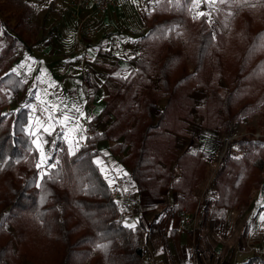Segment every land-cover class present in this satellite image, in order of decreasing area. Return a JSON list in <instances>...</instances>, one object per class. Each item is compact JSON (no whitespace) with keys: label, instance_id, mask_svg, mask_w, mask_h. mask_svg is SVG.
Returning a JSON list of instances; mask_svg holds the SVG:
<instances>
[{"label":"trees","instance_id":"trees-1","mask_svg":"<svg viewBox=\"0 0 264 264\" xmlns=\"http://www.w3.org/2000/svg\"><path fill=\"white\" fill-rule=\"evenodd\" d=\"M250 2L257 5L239 19L234 17L236 4H223L217 14L223 32L216 34L205 16L191 21L190 0H179V6L160 0L146 14L148 31L140 38L143 54L136 60L129 91H111L104 98L103 119L114 117L110 126L102 132L91 127L93 133L74 154L68 153L64 141L58 163L42 175L36 167L40 154L28 131L27 108L4 112L10 102L5 87L27 101L33 99L28 84L9 70L6 61L20 38L5 33L8 43L0 50V264H22L25 257L39 264H142L145 249L134 229L123 222L111 185L94 161L97 143L103 140L115 142L112 153L124 155L121 162L130 168L131 182L139 192L159 199L162 187L180 191L174 210L185 206L208 217L213 204L240 208L251 203L253 191L264 183V138L238 141L243 155L234 152V141L229 143L215 175L217 199L196 210L193 189L205 176V161L200 151L177 156L174 135L188 132L193 110L202 117L203 127L228 131L232 120L252 115L264 99V47L260 46L264 42L257 39L264 34V0ZM29 14L24 9L10 26L12 31L23 27ZM179 25L182 37L174 32ZM158 64L159 85L168 101L155 118L157 97L146 92L154 86ZM221 80L230 87L226 96L221 93ZM257 86L261 89L253 94ZM198 89L208 93L202 106L191 96ZM172 161L183 170L174 182ZM30 222L37 223L46 241L40 256H33L28 246ZM138 223L148 234L141 216ZM7 224L14 231L7 230ZM98 244L106 249H98ZM242 264H264V258L254 254Z\"/></svg>","mask_w":264,"mask_h":264},{"label":"rangeland","instance_id":"rangeland-1","mask_svg":"<svg viewBox=\"0 0 264 264\" xmlns=\"http://www.w3.org/2000/svg\"><path fill=\"white\" fill-rule=\"evenodd\" d=\"M159 0H145L144 2L138 3L137 0H123L124 5L127 7L128 11L133 15V18L136 17L137 13L140 11L141 19H145L144 15L147 12H150L154 9V7L157 5ZM3 5H5L3 7ZM250 5H257V2H250L249 5L245 6H237L235 9V16H238V19L242 16V14L245 11L251 10L253 7ZM223 6V4L216 3L214 8L209 7V5L201 2L200 6L198 8H193L191 10L192 19L191 21H195L194 16H197L198 12H205V13H211L210 17L205 16L206 20L210 24V26L214 29L216 34H219L220 32H223L222 25L218 21V11ZM69 6V0H0V50L5 47L8 43V39L5 35L7 32H12L15 36H18V33L16 31H12L10 22H16L17 17L24 9H29L31 11V14L25 19V26L24 30L28 32L29 37L32 40H34V44L41 41L44 42L45 39L49 36H54L55 28L57 22H61L66 19L68 16V9ZM32 9H37L35 11H32ZM210 21V22H209ZM195 22H190V24ZM93 26V25H92ZM231 25H228L227 32L229 31ZM181 26L175 27V34L178 37H182ZM65 38V36H64ZM67 40V38H65ZM26 40L20 38V42L18 46L14 49V54L9 57L6 61L9 65V70L13 71L14 67H12V61L16 62L18 58L22 57V54H24V59L28 60L29 55L31 57H36V55L33 52H28L25 49L26 46ZM91 45L89 44L88 47ZM32 47V46H31ZM143 53V47L141 44H138V52L135 57H133L132 60L128 63L127 68L126 67V75H116L117 69H118V63L116 60L113 59H100L99 64L103 66V69H100V80H102V83L106 85V89L108 88V92L111 91L119 92L122 91H129V85L133 83V76L135 74L136 70V60L141 56ZM140 54V55H139ZM35 55V56H34ZM87 54L82 55V59L80 60L79 57L74 56L72 54V57L75 58L74 66H76L79 70L83 72V75H80V80L82 81V84H85L86 86H92L93 82L90 77L91 70L88 69L86 64L91 61V57L88 56V59L86 62H83V57ZM44 58V57H43ZM71 59L69 58L68 61ZM161 60V56L158 59V61ZM42 65V61L40 63ZM188 66L190 67V71H192L193 65L191 64V61L188 60ZM213 65H211V68ZM162 69L161 65L158 64V75L153 78L154 86L149 89L146 93L152 92L157 97V102L159 104L158 109H153L152 113L153 116L156 118L157 114L166 106L168 97L164 96V91L161 89L159 85V72ZM15 70L16 67H15ZM178 71H181V68H178ZM16 72L17 71H13ZM177 74V73H176ZM20 75V74H19ZM36 75V74H35ZM34 75V78L37 76ZM179 75V74H178ZM21 78L24 77L27 79L28 75H20ZM86 77V78H85ZM125 77H127L125 79ZM115 78V79H114ZM84 79V80H82ZM86 79V81H85ZM25 81V80H24ZM95 82V79H94ZM220 85L222 87L221 93L223 96H226L230 92V87L228 84L221 80ZM6 91V94L8 98H10V102L5 107L4 112H8V108H11L12 112H15L17 108L20 106H23L26 104V100L23 96H15V94L12 92V90L8 88H4ZM261 89L260 86H257L253 94H256ZM32 96V94H31ZM36 94H34L33 98ZM197 106H202L206 98L208 96V93L204 89H198L191 95ZM20 98H23L20 100ZM243 103V102H242ZM64 108H67L64 106ZM62 111V118H64L63 109H60ZM66 111V110H65ZM194 119L192 121H189V126L187 128V133L185 135L180 134H174L175 135V152L177 156H181L186 151H183L185 149V145L181 146V148H178L177 144V138L178 136H190L192 137L191 140L194 141V143H198L200 134L202 133H209L211 137V141L209 142L208 146H212L216 148L215 152L213 153L212 161L210 163V169L207 171V160L205 161V176L204 178L198 183V185L194 188L195 189V195H194V189H193V195L196 199L197 207L200 205L204 207L208 202L211 201L215 202L218 196V190H216L215 186V175L217 171V166L220 164L224 158V155L226 153V149L229 145V143L234 141L233 150L234 152L241 151L242 147L240 144H238V141H240L243 138H264V99L259 103V106L254 110L252 115H246L241 120H232L230 122V125L227 130H211L207 129L202 126V117L197 113L196 110H193ZM61 118V122H62ZM154 120L156 121V119ZM91 120L89 117H87L83 121V130L81 136L89 135L88 133H91V127L93 128L92 123L90 124ZM39 123V124H38ZM63 128L59 131L58 122L55 120H50L47 123H40L36 121L35 125H32L31 129H28V131L35 137L38 136L41 138V142L36 139L35 143L37 145V148L39 149V152L41 154L39 162L41 164L39 170L40 174H44L48 169V157H47V146L51 142L53 135L56 134V132L63 133V138L65 140V148L67 149L69 154L75 153L78 148L80 147V144L78 142L75 143L73 141V136L67 135V129L64 125H62ZM110 126V125H109ZM87 129V130H86ZM107 129V128H106ZM105 129V130H106ZM76 130L81 131V128L77 126ZM75 130V131H76ZM104 131V130H103ZM99 132V131H97ZM68 136V142H66L65 137ZM84 138V137H83ZM203 143L200 142L199 146H201ZM43 147V148H42ZM244 151V150H243ZM129 150L125 153V155L129 154ZM197 150L191 151L189 153L195 154ZM243 155V152L241 153ZM124 156V155H122ZM202 157V155H201ZM210 161V159L208 160ZM124 164V163H123ZM163 164V163H162ZM165 165V164H164ZM128 167V166H127ZM178 167L176 165V161H172L170 165V170L173 174V169ZM180 176L178 179L182 176L183 170L181 167H178ZM209 168V164H208ZM129 177L131 178V172L129 174ZM264 177V173H263ZM177 179V180H178ZM157 180H160V177H157ZM176 180V181H177ZM3 179H0V182L2 183ZM173 181V176L172 180ZM168 187H162V189ZM263 188V189H262ZM261 190H264V184L262 186ZM176 190V189H174ZM259 188L253 191V200L255 199L254 205L252 204L253 200L251 201L250 205L248 206H242L240 208L234 207V208H226V207H218L214 204L212 205L211 212L208 217V221L206 223H203V213L195 214L192 213L191 210L187 209V207L183 206L182 210L185 209L186 212L194 214V225L191 228L187 229V238L186 240H183L181 243L184 246V250L180 251L175 249V234L172 233L173 230L170 229L169 234L165 233V230L159 231L158 233H155L153 236H151L150 240L147 239V236H145L146 231L139 226L137 223L139 222V212H137L136 216V224L133 228L136 233L137 242L142 246L144 242H146V252L150 251L155 259L156 264H222L224 260L228 261L230 264H234L236 260L242 261L246 258L251 257L254 254H258L260 257L264 258V221L263 226L255 225L254 219L257 212V215L260 213V207L256 208L258 202L257 200L261 198L262 194H264V191L261 193ZM162 191V190H161ZM178 191V190H177ZM180 192V191H178ZM182 193L180 192V196ZM180 198V197H179ZM253 205V206H252ZM170 208V210H169ZM172 206L168 205H159L158 212L164 213L165 211L169 213L172 210ZM258 209V210H257ZM139 211V210H138ZM156 211V212H157ZM157 212V213H158ZM194 212V211H193ZM161 213V214H162ZM171 213V212H170ZM156 214V213H154ZM154 214L151 216V218H154ZM181 214V213H180ZM174 223V220H172V224ZM134 224V223H133ZM244 225H247L244 227ZM29 231L27 232L26 236L29 241V248L31 249V253L33 256H40L44 248L46 247V241L42 236V233L38 229L37 223L30 222L27 224ZM7 230L14 231V228L11 224H7ZM245 230V235L242 236V232ZM176 231V230H175ZM152 234V233H151ZM201 237V240L198 238ZM236 241L238 242V246L236 244ZM18 242V241H17ZM18 244H20L18 242ZM18 244H14L15 251L18 250ZM180 244V242H179ZM220 246V250H216ZM22 264H39L36 262V260H31L29 257L22 258L21 260ZM5 264H9L5 262ZM11 264V263H10ZM227 264V263H226Z\"/></svg>","mask_w":264,"mask_h":264},{"label":"crops","instance_id":"crops-1","mask_svg":"<svg viewBox=\"0 0 264 264\" xmlns=\"http://www.w3.org/2000/svg\"><path fill=\"white\" fill-rule=\"evenodd\" d=\"M137 1L138 3H141L145 0ZM67 9L68 16L65 20L57 22L55 25L56 28L54 36L47 37L42 43L40 41L34 44V40L31 42L28 32L24 30L25 24L16 31L19 33V38L25 39L21 35L22 32L26 36L25 40L27 44L24 50L28 52V55L29 52L31 53L34 51L36 57H31L29 55V59L26 60L24 59V54H22V57L18 58L16 62L12 61V67H14V69L16 67L18 74L28 75L27 79L24 77L25 81H23L28 84L30 94H32V96L36 94L35 97L37 98L35 99L44 102L45 105H47L50 109H63L64 118H62V125H64L66 127L65 129H67V135H74L72 137L73 141H75V143L78 142L80 146H82L85 143L87 137V135L81 136L82 130L84 128L83 121L87 117H89L90 120L95 117L97 118V120L93 122V130L99 132H102L108 128L114 119L112 115H110L106 120H104L102 116V111L105 107L104 98L109 94V92L108 88L106 89V85L102 83V80H100L101 76L99 70L103 69V66L99 64V60H116L119 65L117 73L123 76V74L127 71L126 67L128 66V63L133 59V57L136 56L138 52L140 38L148 31L146 14L149 12L144 15L145 19H141L140 11L137 13L136 17L133 18V15L124 5L123 0H119L118 5L112 11L98 16L93 26H91L85 33L80 34L78 22L73 18L71 10L69 8ZM35 10L37 9H32V11ZM10 23H12V25L16 24V22ZM64 36L67 38V40L64 38ZM89 44L91 45L90 47H88ZM72 54L79 57L80 60L82 59L83 54H87L83 57V62L87 61L88 56L91 57V61L86 64L88 69L91 70L90 77L93 82L91 87L82 84L80 75H83V72L74 66L75 58L72 57ZM69 58L71 59L70 61H68ZM41 61L42 65H40ZM127 68L130 69V67ZM34 75L37 76V78H34ZM64 106L67 108H64ZM76 108H79L80 112L84 114L83 117L80 116V112L75 110ZM35 123L36 120L30 118L28 129H31L32 125H35ZM77 126L81 128V131L76 130ZM90 131L91 133L89 132L88 134L93 133L92 130ZM68 136L65 137L66 142H68ZM191 138L192 137L190 136H178V148H181V146L185 145L186 147L183 149V151H200L202 158L206 159L208 162V171V169H210L212 157L214 156L213 153L216 150V148L208 146L209 142L211 141L210 134L207 132L200 134L198 143H194ZM36 139H38L40 142L42 141L40 137L35 136L34 143ZM202 141V145L199 146V143ZM114 144V141L109 140H103L97 143L98 154L94 157V161H101V163L97 164L100 167L104 177L108 182L112 181V183L116 178H123L125 180L126 190L133 193L136 197L138 201L139 216H141L147 228L150 230L148 234H145L147 239L150 240L151 236H153L155 233H158L160 230H165V233L169 234L170 229H172V233L175 234V249L180 251L184 250L185 248L181 242L186 240L188 235L187 230L183 233H177L175 231L178 218L182 214V208L174 210V207L179 202L180 192L174 189L164 188L161 191L162 197L159 199L152 198L147 191L139 192L132 184L131 178L129 177L131 172L130 168L121 162V158L123 156L112 153V146ZM35 146L37 148L36 143ZM105 153L107 155H105ZM209 159L210 161H208ZM178 169V167L173 169V181H176L180 176ZM263 191L264 190H261L260 192L262 193ZM257 202L258 204L256 208L260 207L258 209L261 211L258 215L256 212L254 223L255 225L263 226L261 216H264V194H262L261 198L258 199ZM254 203L255 199L253 200L252 204L254 205ZM159 205L172 206L173 208L170 211L171 213H167L170 210L169 208L167 212H161V214L157 211ZM215 206L216 205L214 204V207ZM153 214L154 218H151ZM208 217H203V223L208 221ZM122 220L125 225L137 223L129 216L122 217ZM172 220H174L173 224ZM137 224L139 225V223ZM246 226L247 225H244V227ZM245 230L246 228L242 232V236L245 235ZM198 239L201 240V237ZM236 244L238 246L237 241ZM216 250L219 251L220 246ZM246 259L239 261V263L238 260H236L234 264H242V262ZM226 263L230 264L226 260L222 262V264Z\"/></svg>","mask_w":264,"mask_h":264},{"label":"built area","instance_id":"built-area-1","mask_svg":"<svg viewBox=\"0 0 264 264\" xmlns=\"http://www.w3.org/2000/svg\"><path fill=\"white\" fill-rule=\"evenodd\" d=\"M118 2L119 0H69L72 16L78 22L80 34L85 33L94 24L98 16L112 11L118 5ZM21 99L23 98H20V100ZM24 106L27 108V114L30 118L40 123H47L50 120H55L58 122L59 131L63 128L61 110L50 109L44 102L35 98L28 100ZM10 109L11 108H8V111H10ZM53 141H55V143H53ZM64 141V138L61 137V133L56 132V134L53 135L51 142L47 146V157L50 162L48 165L55 164L56 166V161L59 159ZM125 186L126 182L123 178H116L113 183H111L112 197L119 207L120 216H129L136 222L138 201L133 193L126 190ZM193 225L194 214L186 212L185 209H183L182 214L178 218L176 232L183 233ZM142 247L145 249L142 264H156L153 254L150 251L146 252V242L142 244Z\"/></svg>","mask_w":264,"mask_h":264},{"label":"snow or ice","instance_id":"snow-or-ice-1","mask_svg":"<svg viewBox=\"0 0 264 264\" xmlns=\"http://www.w3.org/2000/svg\"><path fill=\"white\" fill-rule=\"evenodd\" d=\"M201 2L209 5V7H213L215 6V4L218 2L220 4H228V5H231V4H236L237 6H245V5H249L250 4V0H190V5L191 7L189 8V11H191L193 8H198L201 4ZM168 3H175L177 6H179V0H168ZM252 7H255V5H250ZM229 15H231V13L229 12L228 13ZM209 16L211 15V13H205V12H198L197 13V16H194L193 18L196 19V18H199L201 16ZM210 22V21H209ZM168 31H171L168 30ZM259 41H262L264 42V34H261L260 37L257 38ZM261 47H264V43H262L260 45ZM13 71H16L15 69H13ZM117 75H119V73H117ZM127 77H125L126 79ZM77 112H80V109L79 108H76L75 109ZM83 113L80 112V116L83 117ZM90 119V118H89ZM61 137L63 138V133L61 134ZM53 143H55V141H53ZM74 154V153H73ZM105 155H107L105 153ZM50 158V157H49ZM237 159H239V157H237ZM56 163H58V161H56ZM96 163H101V161L97 160ZM41 164L40 162L38 161L37 164H36V167L37 168H40ZM49 168L51 167H55V164H51V165H48ZM109 183L111 184L112 181H109ZM39 186V185H38ZM261 220L264 221V216H261ZM128 227H132L134 228L135 227V224H132V225H128ZM96 247L98 249H101V250H104L106 249V245H103V244H98L96 245Z\"/></svg>","mask_w":264,"mask_h":264}]
</instances>
